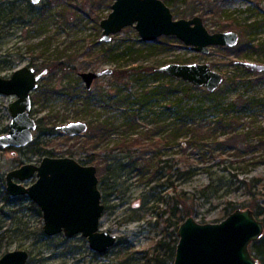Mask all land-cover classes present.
Masks as SVG:
<instances>
[{"label": "rangeland", "instance_id": "1", "mask_svg": "<svg viewBox=\"0 0 264 264\" xmlns=\"http://www.w3.org/2000/svg\"><path fill=\"white\" fill-rule=\"evenodd\" d=\"M115 1L43 0L40 5L36 6V10L39 11L43 4L48 2L52 4L50 5L51 10L41 17L40 21L32 22L24 15L28 5L31 4L30 0H0V9L4 11L3 14L8 15L10 12L7 20L0 21L1 77L10 78L15 70L27 65H33L40 72L45 70L46 66L50 67L59 62H65L75 68L66 71L53 70L41 80L39 88L32 93L33 101L39 99L33 108V116L36 120L48 119L50 118L48 116H52L54 117L53 122L57 125L68 124L83 118L85 122L98 120L97 115L86 116L79 113L80 104L70 100L67 95H51L48 99L43 97L47 89L57 90L69 86L86 88L80 77L83 72L145 68H154L158 72V68L170 63H210L215 71L224 76L222 92L218 94V96H225L224 102H230L236 96H250L256 101L263 100L264 102V72H254L235 65L240 59L234 51L225 52L221 49L222 47L212 46L208 54H201L192 51L189 46L176 38V42H171V46L163 45L159 40L164 36L153 43H148L141 39L134 27L124 28L114 35L109 43L103 42L101 40L103 29L100 22L110 14ZM166 4L171 8L174 19L183 18L179 12L193 5L197 9L196 15L203 18L205 26L211 33L237 32L240 35V41L234 49L238 54L246 56V59L241 61H252L264 65V52L256 53L253 48L251 54L249 51L251 48L245 41L246 36H243L247 30L252 31L251 37L255 40L252 46L264 42V0H176L174 3L167 2ZM217 9H220V13L206 16V13H213ZM220 23L228 24L230 29L220 31ZM248 24L252 26L254 24V29ZM110 50H112L111 54ZM107 52L109 57L104 56ZM111 56L114 58L110 59ZM153 72L151 70L140 76L131 74L127 80L130 83L129 87L115 85L111 75L102 76L94 82L91 89L98 96L95 101L99 103L98 106L105 105L104 100L109 98L108 93H115L119 89L123 90V95L143 96L158 86H169L172 89L178 87L180 90H186L191 85L182 80L178 83L169 77L156 78ZM225 81H229V84ZM170 96H181V93ZM193 96H205V94L197 90ZM16 99L15 95L0 94V136L9 132L11 122L9 105ZM194 100L196 101L197 98ZM163 103L160 106L155 104L141 113V119L138 121L140 126L131 130L128 129V119L122 115L121 110L112 111L107 106L105 112L112 123L113 134L98 145L97 151L104 156V150L114 148L121 142L122 137L144 133L147 129L160 132L161 134L157 135L158 138L161 135L165 138L172 133L178 120L168 117L162 111L161 107L165 106ZM100 110L103 111L100 108L95 113ZM246 115H251V113ZM252 115V119H245V123L247 122V126L254 129L252 144H259L262 141L259 137L264 141V106L259 105L258 110L252 111ZM105 117L99 119L100 122L104 121ZM211 121H213V116L207 118V122ZM34 137L37 141L34 147L27 146L20 149L0 147V208L2 207L1 199L6 191L8 172L24 164L39 165L46 156L70 157L80 163L85 160L86 154L82 152L81 146L87 139V135L73 138L57 133L43 137L40 132L36 131ZM149 141L152 142V140ZM34 150H40V152L34 153ZM136 150L138 156L143 155L144 150L140 147ZM222 150L206 145L199 150L187 149L184 152L181 145H162V143H158L155 148H147L151 155L145 159H149L156 154L155 152H158L157 154L161 155L160 159L163 161L172 160L174 163L183 158L181 166L186 165L187 162L196 163L199 168L198 175L191 180L174 183L176 190L174 186L173 188L167 186L165 176L161 179L158 176L151 181L154 169L149 171L145 177L138 172L127 174L121 181H117V186L113 189H111L112 183L106 180V186L109 187L107 193L101 190L105 210L100 229L116 234L120 241L116 247L105 254L95 252L89 246L87 238L82 235L71 239L66 238L64 234L54 237L47 236L43 231L42 213L38 214L33 208L35 203L31 199H26L22 205L13 209L19 212L12 220L6 218L9 212L7 208L4 209L6 213L0 211V226H5V229L0 231V258L8 252L26 250L30 254L27 264H147L145 256L161 239L164 228L163 224L156 225L157 219L154 215V207L159 198L167 201L173 199L174 203L176 199H180L179 194L184 196L185 192L184 202L190 209V216L203 224L219 223L233 212L229 202H233L239 209L241 202L247 199L237 179L252 176L264 178V162H262L264 146H256L251 154L246 153L241 157L232 151H226L225 155H221L224 153ZM157 160L158 158L156 162ZM100 162H103L102 157L97 158L96 162L87 164L96 166L99 182L102 179ZM208 168H211L215 179L224 176L225 181L222 183L226 184L218 195L210 200L204 198L199 191L211 181L210 174L205 171ZM235 175L238 176L237 179ZM35 181L36 176L24 181L23 185L29 186ZM159 183L164 185L156 190L153 189ZM114 190L117 193L111 194ZM183 208V204L179 206V209L183 210ZM133 215L141 216L142 219L129 221ZM168 264H173V262Z\"/></svg>", "mask_w": 264, "mask_h": 264}, {"label": "water", "instance_id": "2", "mask_svg": "<svg viewBox=\"0 0 264 264\" xmlns=\"http://www.w3.org/2000/svg\"><path fill=\"white\" fill-rule=\"evenodd\" d=\"M34 6L43 0H30ZM103 42L109 43L124 28L134 27L142 40L153 43L159 38L175 37L192 51L208 54L212 46L235 48L240 35L234 31L211 33L201 16L174 19L171 8L163 0H116L112 11L100 22ZM237 65L263 73L264 65L252 61H237ZM158 72L188 82L209 93L224 84V76L210 63H170ZM48 69L23 66L10 78L0 76V94L16 96L10 103L11 122L8 134L0 136V147L25 148L34 141L37 121L32 116V93L48 75ZM112 70L87 71L80 74L88 90L102 76ZM89 124L73 121L57 127L69 137L87 133ZM36 176V181L23 185ZM6 191L11 197L31 199L42 213L43 231L47 236L61 234L68 239L82 235L99 254L109 252L118 243V236L100 229L104 214L102 192L97 168L83 165L70 157H44L39 165L24 164L6 175ZM264 236V224L253 210L236 209L219 223H199L192 216L186 218L178 230V243L173 264H260L250 246ZM30 254L16 250L4 254L0 264H27Z\"/></svg>", "mask_w": 264, "mask_h": 264}, {"label": "trees", "instance_id": "3", "mask_svg": "<svg viewBox=\"0 0 264 264\" xmlns=\"http://www.w3.org/2000/svg\"><path fill=\"white\" fill-rule=\"evenodd\" d=\"M166 1L174 3L176 0H164V2ZM50 5L52 4H49V2L44 3L43 7L38 11L36 10V6L31 3L28 5L29 7L26 9L24 15L27 16L26 18L32 22L40 21L41 17L51 10ZM196 10L197 9L193 7V5H190L179 12V14L183 18H192L197 16ZM219 10L217 9L213 13H206V16L209 14H218L220 13ZM3 13L4 11L0 9V21H5L8 17H10V12H8V15H4ZM18 15L20 16L19 13ZM219 25L221 27L219 28L220 31H224L228 28L230 29L228 24L220 23ZM248 26L253 28L254 24L253 26L252 24H248ZM251 35L252 31L248 30L243 35L244 37L246 36L245 41L248 42V45L251 48V50H249L251 51V54L253 48L255 49L254 52L256 53L264 52V42L257 44V46H252V43L255 42V40H252L253 38ZM176 39L175 37L164 36L159 41H161L160 43L163 45L171 46V42H176ZM221 49L225 52L234 51V54L237 53L238 58L240 59L239 61L246 59L245 54H238L234 48L222 47ZM111 53L112 50H110V54ZM104 56L109 57V53L107 52V54ZM113 58L114 57L111 56L110 59ZM45 69H48V71L51 72L53 70L66 71L75 68L70 67L65 62H59L53 64L50 67L46 66ZM151 70L154 71L152 74H154L156 78L169 77V79L178 81V83L182 82L180 79H174L166 74L159 73L154 68L131 70L117 69L112 71L111 79L117 86L121 87V85H123L125 87H129L130 83L127 80L130 78L131 74L140 76L142 73L151 72ZM226 82L227 81H225V83ZM227 83L229 84V81ZM197 90L203 91L205 96H193L194 92ZM220 92H222V87H220L214 93H209L205 89L196 88L191 85L187 87L186 90H180L178 87L172 89L169 86H158L157 88L155 87L149 90V92H146L143 96H130L123 95V90L119 89L115 93H110L112 96H110L108 93L109 98L104 100L106 104L102 106H98L99 103L95 101L98 98L96 93L94 94L92 90H87L86 88H81L79 86L63 87L57 90L47 89L46 92H44L45 96L43 97L48 99L51 97V95H67L70 100L74 102L77 101V103L80 104V108H78L79 113H82L86 116H98V120L96 122L88 121L89 130L85 134L87 135V139L82 143L81 146L82 152L85 153L86 156L85 160H83L81 164L87 165L88 163L96 162L97 158L99 157L103 158V162H100L102 179L99 188L100 190L107 193L109 186H106V180L112 183L111 189H113L117 186V181H121L122 178L127 174H133L137 172L145 177L149 171L154 169V174L151 178V181H153L158 176H160V179L164 178L165 176L167 179V186L169 187L171 185V188L174 186V190H176L175 184L177 182L181 180L188 181L198 175L199 168L196 166V163L189 164L187 162L186 165L181 166L183 158L175 161L174 163L172 160L163 161L160 159L161 155H158V152H155V155H152L149 159H145V157L151 155L148 153L149 151H147V148H155L158 143H162V145H181L184 148V152L187 149L199 150L206 145H210L216 150L223 149L222 152L224 151V153L221 155H225L226 151H232L235 155L240 157L246 153L251 154L252 151L256 149V146H264V141L261 137H259V139L262 141L260 143L258 141L259 144H252L251 140L254 129L249 127V125L247 126V122L245 123V119H252V111L258 110L259 105L264 106L263 100L256 101L255 98L250 96H236L230 102H224L225 96H218ZM177 93H181V96H170ZM195 98H197L199 101H195ZM38 101L39 99H35L34 105H36ZM161 103L165 104V106L161 107L162 111H164L168 117H174L178 120L172 133L165 136V138H163L162 135L158 138L157 135L160 132H157L155 129H147L144 133L122 137L121 142L115 145L114 148L104 150V156H102V154L97 151L98 145L113 134V131L111 130L112 123L108 120L109 118L105 112V110L107 111V106L110 107L112 111L120 109L122 115L127 117V127L131 130L140 126L138 121L141 119V113L155 106V104L160 106ZM100 108L103 111L100 110V112L95 113V111ZM248 113H251V115H246ZM103 116L106 117L103 119L104 121L100 122L99 119H101ZM211 116H213V121L207 122V118H210ZM48 117L50 118H40L37 120L38 126L36 131L40 132L43 137L58 133L57 127L59 125L53 122L54 117ZM82 120L85 119L83 118ZM149 140H152V142ZM36 143L37 141L34 140L29 146L34 147ZM137 147H140L141 150H144L142 156L137 155ZM37 152H40V150H34V153ZM46 152L48 153L50 151ZM262 156H264V151ZM156 158H158L157 162ZM109 161H111V163H109ZM262 162H264V160H262ZM205 171L210 174L211 181L209 184L203 186L199 191L204 198L210 200L218 195L222 188L226 186L225 183H222L225 181V177L221 176L219 179H215L213 177L214 173L211 172V168H208ZM241 172H243V170ZM244 174H246V172ZM235 178L237 179L238 176L235 175ZM237 182L247 197L246 200L241 202V208H249L253 210L255 216L264 224V178L260 176H252L247 177L246 179H237ZM216 183L218 184L216 185ZM160 187H162V183H159L158 186L153 187V189L156 190ZM114 192L117 193V191L114 190L111 192V194ZM183 195L185 196L186 193L184 192ZM184 196L179 194L180 199H176L174 203L173 199L172 201L171 199L167 201L164 198H159L157 200V205L154 207V215L157 219L156 224L166 225V236L162 237L158 242H156L153 248L147 252V256H145L147 264H168L174 262L176 245L179 240V227L182 222L191 215L190 209L184 202L186 197ZM26 199L29 200V198L25 196L11 197L7 191H5L1 199L2 207L0 208V211L6 213L4 212V209L7 208L9 212L6 214V218L12 220L19 212V210L13 209L22 205L23 201ZM163 203L167 205L166 212L170 214L164 223L162 219L164 218L166 212L162 211L165 205ZM182 204L184 205L183 210L179 209V206ZM33 205L34 210L40 214L41 211L39 208L35 204ZM229 206L232 208L233 212L237 209L233 202H229ZM141 219V216L133 215L129 218V221H139ZM4 229L5 226L1 225L0 231ZM173 237L174 239H172ZM119 241L120 239L118 240L116 246L119 244ZM250 250L254 258H256L260 264H264V236L259 240L252 242Z\"/></svg>", "mask_w": 264, "mask_h": 264}, {"label": "flooded vegetation", "instance_id": "4", "mask_svg": "<svg viewBox=\"0 0 264 264\" xmlns=\"http://www.w3.org/2000/svg\"><path fill=\"white\" fill-rule=\"evenodd\" d=\"M27 66H29V65H27ZM30 67H33V65H31ZM34 68H36V67H34ZM36 70L38 71V72H40L39 71V69H37L36 68ZM40 86V85H39ZM87 89V88H86ZM88 90V89H87ZM32 100H33V98H32ZM33 108H34V101H33ZM33 108H32V116H33ZM34 117V116H33ZM36 120V119H35ZM37 121V120H36ZM75 121H83V120H75ZM87 122V121H86ZM59 126H61V125H59ZM37 130V129H36ZM36 132V131H35ZM58 132V131H57ZM58 133H60V132H58ZM60 134H62V133H60ZM86 134V133H85ZM84 134V135H85ZM62 135H64V134H62ZM84 135H81V136H76V137H73V138H78V137H82V136H84ZM65 136V135H64ZM67 136V135H66ZM35 138V137H34ZM35 140V139H34ZM33 143V142H32ZM31 143V144H32ZM167 184V183H166ZM99 185H100V182H99ZM112 185V184H111ZM164 184H162V186H163ZM170 188H171V185L169 186ZM163 204H165V203H163ZM162 211H164V212H166L167 211V205L165 204L164 205V208H163V210ZM170 212H171V209H170ZM170 216V214H168L167 212L165 213V215H164V218L162 219V221H163V223H164V221L168 218ZM156 225H160V224H156ZM164 225V228L162 229V237H164V236H166V225L165 224H163ZM161 237V238H162ZM119 240V239H118Z\"/></svg>", "mask_w": 264, "mask_h": 264}]
</instances>
